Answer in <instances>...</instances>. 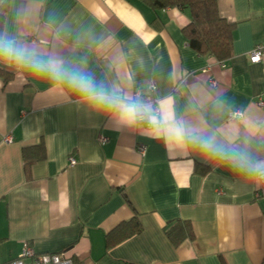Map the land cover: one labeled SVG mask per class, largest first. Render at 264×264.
Segmentation results:
<instances>
[{
	"label": "crops",
	"instance_id": "crops-1",
	"mask_svg": "<svg viewBox=\"0 0 264 264\" xmlns=\"http://www.w3.org/2000/svg\"><path fill=\"white\" fill-rule=\"evenodd\" d=\"M4 3L0 40L30 55L0 53V69L11 73L7 81L0 74V264L25 242L71 264H264V187L248 166L264 165V52L257 63L248 58L264 48V0H217L219 15L234 23L223 66L188 45L187 9L153 11L136 0ZM33 61L58 62L60 74ZM71 74L89 77L117 104L72 86ZM148 93L157 116L141 99ZM120 104L156 122L146 127ZM235 110L241 118L230 117ZM40 142L44 158L28 163L23 149L35 154ZM133 216L140 233L107 249L105 234ZM176 220L190 223L193 240L173 246L164 229Z\"/></svg>",
	"mask_w": 264,
	"mask_h": 264
},
{
	"label": "trees",
	"instance_id": "trees-1",
	"mask_svg": "<svg viewBox=\"0 0 264 264\" xmlns=\"http://www.w3.org/2000/svg\"><path fill=\"white\" fill-rule=\"evenodd\" d=\"M149 7L153 11L177 7L187 9L189 22L182 28L188 45L198 55H210L217 61H226L232 56V40L234 23L227 21L219 15L217 0H136ZM5 3L0 7V36L3 29ZM4 80L11 78V73L2 72ZM38 151L35 154H28L24 148L23 154L27 157L28 163L44 158V145L40 142L37 145ZM141 226L136 216L123 221L113 230L105 234V247L110 249L119 243L139 234ZM166 237L173 244L178 246L184 240H193L194 233L190 223L186 220H176L169 223L164 229Z\"/></svg>",
	"mask_w": 264,
	"mask_h": 264
},
{
	"label": "clouds",
	"instance_id": "clouds-1",
	"mask_svg": "<svg viewBox=\"0 0 264 264\" xmlns=\"http://www.w3.org/2000/svg\"><path fill=\"white\" fill-rule=\"evenodd\" d=\"M0 53L8 55L10 57H14L17 60H24L26 56L30 55L28 49L23 48H17L13 46V43L11 41L7 40H0ZM58 62H50V66L44 65L42 61H33V67L37 69H44L45 67H49L51 71H53L55 74L59 75V69L56 67V64ZM69 83L78 88L80 91L84 93H88L92 95L94 98L110 103V104H117V101L105 96L103 93L102 86H97L89 77L79 75V74H71L69 75ZM126 114L130 117H135L137 115V110L135 106L128 105V104H120L119 105ZM169 119H171V116H169ZM149 121L151 123L156 122V118L154 116L149 117ZM173 131L176 135H182L183 130L178 126L174 125ZM193 140H198V137H191ZM201 146L205 148L206 150L212 152L216 155H224L223 150L220 148H217L211 141H201ZM248 166L251 168V170L258 171L262 175H264V165H251L250 163Z\"/></svg>",
	"mask_w": 264,
	"mask_h": 264
},
{
	"label": "built area",
	"instance_id": "built-area-1",
	"mask_svg": "<svg viewBox=\"0 0 264 264\" xmlns=\"http://www.w3.org/2000/svg\"><path fill=\"white\" fill-rule=\"evenodd\" d=\"M264 48L261 45H256L251 51L248 52V58L250 62L257 63L261 60V57L263 55ZM219 65L223 66L224 62L219 61ZM210 84L213 86L215 85L214 81L212 79L209 80ZM150 90H152V86L150 85ZM151 92V91H150ZM135 97L140 96V91L136 88L134 91ZM143 102L147 103L151 107V113L155 116L159 114V108L157 105V100L151 95V93H148L144 95L142 98ZM136 102V101H135ZM258 104L262 105L263 101L261 98L258 99ZM231 118H241L242 112L240 110H235L230 113ZM137 121L142 122L146 127L150 126L149 120L146 119L145 115L143 113H138L136 116ZM99 142L103 143L107 139L104 136H99L98 138ZM137 151L141 154L144 153L145 147L143 145H138ZM75 163V159L70 157L69 158V164L73 165ZM256 180L259 182L260 187H264V175H262L260 172H256ZM256 195H258L256 193ZM3 264H71L69 260H65L61 258V255L59 254H36L32 247L27 243H23L22 248L18 256L14 259H11L8 262H5Z\"/></svg>",
	"mask_w": 264,
	"mask_h": 264
}]
</instances>
